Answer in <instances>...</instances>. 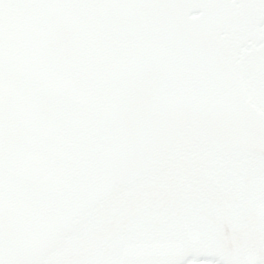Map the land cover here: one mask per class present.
Instances as JSON below:
<instances>
[{
  "label": "snow or ice",
  "instance_id": "obj_1",
  "mask_svg": "<svg viewBox=\"0 0 264 264\" xmlns=\"http://www.w3.org/2000/svg\"><path fill=\"white\" fill-rule=\"evenodd\" d=\"M0 264H264V0H0Z\"/></svg>",
  "mask_w": 264,
  "mask_h": 264
}]
</instances>
